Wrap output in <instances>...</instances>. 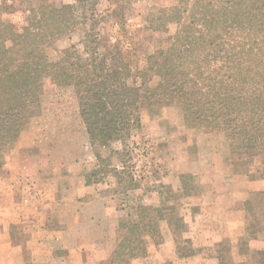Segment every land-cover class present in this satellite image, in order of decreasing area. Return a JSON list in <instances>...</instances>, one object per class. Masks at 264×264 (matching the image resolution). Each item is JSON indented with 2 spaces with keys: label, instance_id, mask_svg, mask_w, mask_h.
I'll return each mask as SVG.
<instances>
[{
  "label": "trees",
  "instance_id": "obj_1",
  "mask_svg": "<svg viewBox=\"0 0 264 264\" xmlns=\"http://www.w3.org/2000/svg\"><path fill=\"white\" fill-rule=\"evenodd\" d=\"M22 1L29 15L20 29L3 20L10 8L0 6V176L7 154L42 112L50 79L57 88H70L97 149L100 168L91 176L121 180L125 169L106 164L98 148L130 139L142 128L144 114L176 106L190 128L220 136L234 164L252 169L259 162L264 180V0H175L157 11L151 29L166 37L142 59L92 35L83 55L73 46L53 52L81 25L73 9L48 0ZM107 1V13L122 21L118 12L129 0ZM170 193L174 206L139 204L134 217L118 224L107 264H172L151 252L164 244L163 221L179 255H193L179 199ZM244 209L246 236L255 212L264 210V188L249 192ZM259 255L264 264V252ZM220 257L221 264H236Z\"/></svg>",
  "mask_w": 264,
  "mask_h": 264
},
{
  "label": "rangeland",
  "instance_id": "obj_2",
  "mask_svg": "<svg viewBox=\"0 0 264 264\" xmlns=\"http://www.w3.org/2000/svg\"><path fill=\"white\" fill-rule=\"evenodd\" d=\"M48 1L57 8L70 6L81 24L72 35L57 43L53 52L73 46L74 51L83 55L86 38L92 35L103 42L110 40L121 44L141 59L153 54L160 39L164 35L166 37V34L151 29L157 11L175 3V0H129L118 12L124 16L121 21V18L107 13V0ZM3 4L10 8L3 14V20L23 28L29 15L27 4L22 0H0V6ZM98 151L107 160L106 164L125 169L122 181L114 176L103 177L101 173L91 176L95 169L100 168L97 149L92 148L78 117L72 91L70 88H57L50 79L46 80L42 112L33 118L7 154L6 166L0 176V211H14L11 212L12 226L3 240L21 245V249L15 252L1 247L0 255L4 259L0 264H11L12 259L15 264H107V249L100 252L97 246L91 251L83 250L76 254L63 249L59 242L51 243L49 254L43 255L40 261L32 259L40 256L41 250L28 247L25 232L20 229L33 221V215L39 216L35 212L41 208L46 219L53 217L62 223V227L75 223L77 199L73 196L83 186L80 202L87 198L90 201L107 199L106 207L111 217L105 227L109 240L106 248L114 245L113 230L121 221L134 217L139 204L156 208L174 206L169 198L171 191V198L175 200L176 196L179 199L183 214V210L189 208L191 197L209 190L208 184L213 182L217 184L215 189H219L214 193L220 194L222 206L223 203L230 204L229 194L249 195L251 190L264 188V180L257 171L259 162L252 169L235 165L223 139L190 128L181 109L176 106L163 108L157 114H144L142 128L135 131L130 139L118 141L109 149L98 148ZM89 180L91 185L87 186ZM4 181L13 183L10 192L1 190ZM63 196L68 198L67 202H62V207L54 203L55 199H63ZM227 206L231 210L244 208L243 203ZM166 225L163 221L162 231ZM85 228L87 233L92 229L90 225ZM7 252L14 256L8 258ZM151 252L160 262L179 264L172 256L165 257L161 248H152ZM247 258L244 262L252 264Z\"/></svg>",
  "mask_w": 264,
  "mask_h": 264
},
{
  "label": "crops",
  "instance_id": "obj_3",
  "mask_svg": "<svg viewBox=\"0 0 264 264\" xmlns=\"http://www.w3.org/2000/svg\"><path fill=\"white\" fill-rule=\"evenodd\" d=\"M248 173L251 175L250 172ZM2 184L3 188L1 190L5 191V193L10 192L11 188L14 187L11 185L13 184L12 182L5 183L4 181ZM216 185V182L208 184L209 190L191 197L193 199H190L189 208L183 210L185 213L182 215L187 224L184 238L191 243V249L194 251L193 255L181 259L179 253L177 254L176 244L167 225L162 231L164 244L160 247L161 252L165 257L171 258L172 256V259L174 258V261L179 262V264H221V254L225 255L227 262L242 263L249 257L252 264H260L259 253L264 252V210L255 212L251 232L245 236V209L238 207L236 210H231L227 205L244 204L248 200L249 195L240 193L229 194L231 197L228 200L230 204L223 203L222 206L219 199L220 194L214 193V191L219 190L218 188L215 189ZM210 186L212 187L210 188ZM83 188H79V192H74L75 196H73V198L77 199L75 223H67L65 224L67 225L66 227L64 225L62 227V223L55 221L53 217L51 220L46 219V215L44 216L41 208L35 212V215L39 216L34 217L33 215V221L28 226L20 228L25 232L26 245L28 247L34 246L41 250V255L32 259L40 261L43 255L46 257V253L49 254V245L51 246V243L54 242H59L63 249L76 254L83 250L91 251L99 246L98 250L100 252L107 249V256L110 258L113 246L106 248L109 240L105 235V227L109 225L107 222L111 217L106 207L107 199H94L89 203H82L79 200H81ZM67 198L65 196H63V199L57 198L54 203L62 207V202H67ZM1 210L7 211V209ZM3 211H0V248L4 247V249L14 250L13 252H15L16 249H21V245L14 244L12 240H3L5 233H9L12 226L13 218L11 212L14 211H8L7 213ZM86 225L92 227L89 233H87L85 228ZM97 234L100 236H97ZM228 242L229 244H227ZM190 254H192L191 251ZM13 256V253L7 252L8 258ZM3 259L1 254L0 260L3 261ZM79 263L76 262V264ZM11 264H15L13 259Z\"/></svg>",
  "mask_w": 264,
  "mask_h": 264
}]
</instances>
